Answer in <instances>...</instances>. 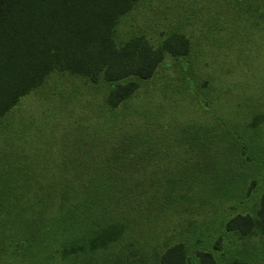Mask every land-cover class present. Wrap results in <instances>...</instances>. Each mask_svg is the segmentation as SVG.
<instances>
[{"label":"rangeland","instance_id":"1","mask_svg":"<svg viewBox=\"0 0 264 264\" xmlns=\"http://www.w3.org/2000/svg\"><path fill=\"white\" fill-rule=\"evenodd\" d=\"M171 34L186 39V53H165L150 78L132 77L138 88L116 111L106 109L104 100L110 87L100 78L92 82L53 70L0 118V210L2 195L8 189L11 194L16 190V194H23L27 199V190L34 188V179L48 183L50 188L45 190L50 191L55 187L52 182H59L62 176L81 173L78 161L82 157L78 151L86 145L83 139L92 140L94 132L97 137H104L108 130L115 131L112 127L115 124L126 125L123 121L127 118L130 123L147 122L152 115L144 106L148 108V101H156L159 115H154L155 121L172 123L165 124L164 132H157V141L162 140L158 146L164 152L161 168H151L157 176L161 174L159 169L166 177L190 173L185 167L187 162L194 163L196 172L198 153L196 149L191 151L190 145L204 144L214 155L217 150L221 157L233 158L229 155L230 148L236 149L238 140H243V144L241 163L232 162L228 167L226 180L231 177L229 170L234 172L227 186L212 188L206 182L203 191H193L201 201H194L183 209H169L147 223L153 237L142 246L145 261L151 262L152 257H157L172 242L184 244L189 264H195L197 248L214 246L210 250L219 264L239 256L241 241L237 235L223 230L222 221L236 213H252L262 192L264 0H139L119 18L112 37L118 45L140 36L155 47ZM134 108L145 111L138 115L133 112ZM233 131L237 134L233 135ZM93 143L97 155L94 158L95 155L90 156L86 151L85 173L94 179L102 178L106 174L102 169L95 173L89 167L99 157L100 162L106 163L108 149L105 151V143L97 140ZM87 145L90 146L89 141ZM75 167L81 170L78 172ZM250 182L253 185L248 188ZM81 211L80 207L67 208L66 221H76L75 215ZM0 220L8 223L2 221V211ZM262 239L258 236L250 239L257 255ZM84 240H77L76 244ZM140 240L137 238L133 247L139 248ZM29 241L32 242L20 241L22 247L29 246L28 250L12 255L7 251L12 242L0 236V264H81L79 254L75 253L68 255V262L64 261L67 256L62 250L66 240L53 241L54 247L59 243L56 254L49 252L52 249L47 244L30 247ZM151 247L156 248L154 254ZM246 247L241 250V259L264 264V257L251 255L249 242ZM96 255L90 256L93 263L98 262ZM44 256L47 263L43 261ZM139 257V253L130 256L132 264H141Z\"/></svg>","mask_w":264,"mask_h":264},{"label":"trees","instance_id":"2","mask_svg":"<svg viewBox=\"0 0 264 264\" xmlns=\"http://www.w3.org/2000/svg\"><path fill=\"white\" fill-rule=\"evenodd\" d=\"M137 1L0 0V118L53 70L92 82L100 78L110 87L104 100L106 109L116 111L138 88L132 77L150 78L165 53L185 54L187 41L177 34L169 35L155 47L140 36L115 44L112 35L116 23ZM147 103L148 108H144L152 115L147 122L130 123L127 118L123 121L126 125L115 124L112 126L115 131L108 130L104 137H97L94 132L92 140L83 139L86 145L78 151L82 170L75 167L81 173L62 176L59 182H52L55 190L46 191L50 185L39 179L32 181L34 188L27 190V199L23 194H16V190L14 194L6 190L0 211L2 221L8 223H0V236L12 242L7 250L10 254L18 255L21 250H28L29 246L22 247L20 242L28 239L32 241L28 242L30 247L47 244L52 249L49 252L56 254L59 243L54 247L53 241L60 239L59 242L66 240L62 250L67 256L66 262L68 255L75 253L79 254L81 264H132L130 256L139 253L141 264H189L182 242L165 245L151 262L145 261L142 246L153 237L147 223L169 209H183L194 201H201L193 191H203L206 182L212 188L221 184L227 186L234 172L230 169L231 177L226 180L228 167L232 162L241 163L243 140H238L236 149L230 148L229 155L233 158L221 157L217 150L214 155L204 144H189L191 151L196 149L198 153L196 172L194 163L187 162L185 167L190 173L166 177L159 169L161 174L157 176L151 168H161L164 155L163 147L158 146L162 140L157 141V132H164L165 124L172 123L156 122L158 102ZM132 110L138 115L143 112L138 108ZM235 134L237 132L233 131ZM93 140L105 143V151L108 149L106 163L105 160L100 162L99 157L97 162L93 159V166L89 167L95 173L101 169L106 173L96 179L85 173L87 154L95 155L94 158L97 155ZM252 185L250 182L248 188ZM245 194L248 191L245 190ZM69 207L83 209L75 215L76 221H66L65 212ZM222 228L241 241L239 256L227 260L226 264H252L241 259V250L247 249L248 242L253 250L251 255L264 257V239L260 240L259 255L254 253L257 248L250 241L255 236L264 238V178L257 208L252 213L227 217L222 221ZM83 238L85 242L77 245V240ZM137 238L141 239L139 248L133 247ZM155 249L150 248L152 254ZM210 249L194 250L195 264H219ZM133 250L137 252L132 254ZM93 254H98L96 263L90 260ZM42 258L47 263V257Z\"/></svg>","mask_w":264,"mask_h":264}]
</instances>
